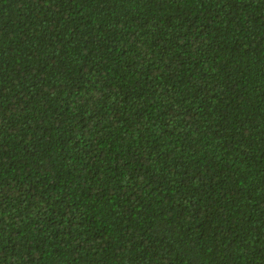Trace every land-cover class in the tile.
I'll list each match as a JSON object with an SVG mask.
<instances>
[{"label": "trees", "instance_id": "16d2710c", "mask_svg": "<svg viewBox=\"0 0 264 264\" xmlns=\"http://www.w3.org/2000/svg\"><path fill=\"white\" fill-rule=\"evenodd\" d=\"M0 264H264V0H0Z\"/></svg>", "mask_w": 264, "mask_h": 264}]
</instances>
